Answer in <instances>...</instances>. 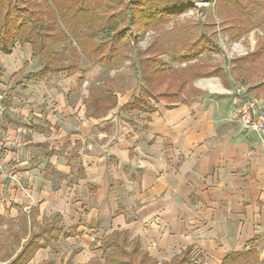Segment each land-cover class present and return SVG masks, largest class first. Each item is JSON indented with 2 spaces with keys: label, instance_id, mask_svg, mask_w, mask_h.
Wrapping results in <instances>:
<instances>
[{
  "label": "crops",
  "instance_id": "0c3cea01",
  "mask_svg": "<svg viewBox=\"0 0 264 264\" xmlns=\"http://www.w3.org/2000/svg\"><path fill=\"white\" fill-rule=\"evenodd\" d=\"M12 51L0 57V225L26 219L28 228L14 255L56 222L73 233L59 239L88 245L119 232L150 264H221L251 247L264 258V135H238L225 120L238 83L224 70L226 83L191 80L140 109L130 106L142 89L112 91L116 103L102 112L79 87V69L29 81L40 66L23 64L37 59L28 45Z\"/></svg>",
  "mask_w": 264,
  "mask_h": 264
},
{
  "label": "trees",
  "instance_id": "16d2710c",
  "mask_svg": "<svg viewBox=\"0 0 264 264\" xmlns=\"http://www.w3.org/2000/svg\"><path fill=\"white\" fill-rule=\"evenodd\" d=\"M248 1L253 6L260 3L258 0ZM198 2H214L217 5L219 12L225 16V23L229 24L225 30L231 32L228 33V40L240 39L258 25L252 22L253 14L248 11L247 5L242 7V0H0V55L7 56L16 46L28 45L32 59L40 61V67L27 74L26 80L33 82L52 74H72L84 62L111 67L118 60L128 59V52L135 51L136 46L133 45L138 39L131 35L133 28L160 31L163 24L179 17ZM258 6L264 12V3ZM243 10L246 14L242 13ZM258 22L259 25L264 24V13ZM259 40V47L246 53L242 57L244 60L260 63L264 59V38ZM204 42L202 50L210 51L214 45L207 39ZM174 60L177 61L176 68H162L159 66L162 62L157 57L143 58L144 67L140 75L145 86L141 97L130 108L135 106L140 109L147 98H171L183 91L191 80L201 77L218 76L226 83V74L219 65L194 63V53L184 57L177 55ZM259 88L263 90L264 83ZM115 103L116 96L111 91L90 101L96 111L102 112L113 109ZM23 221L26 222V219ZM59 234L65 238L73 235L56 222L46 224L36 232L31 231L21 249L14 257L8 255L5 264H28L38 250L56 243ZM119 237L120 233L114 232L102 239L100 248L106 254L103 264H150L147 254L138 250L137 243L128 250L127 241L117 240ZM257 260L258 253L251 247L247 251L227 255L221 264H255ZM184 262L180 260L178 264ZM42 264L54 262L49 259ZM89 264L101 263L91 259ZM152 264L156 263L153 261Z\"/></svg>",
  "mask_w": 264,
  "mask_h": 264
},
{
  "label": "rangeland",
  "instance_id": "374dc122",
  "mask_svg": "<svg viewBox=\"0 0 264 264\" xmlns=\"http://www.w3.org/2000/svg\"><path fill=\"white\" fill-rule=\"evenodd\" d=\"M258 2L264 3L261 0ZM260 3L253 6L248 0H242V7L247 5L248 11L253 14L252 22L258 25L235 41L228 40L230 30L227 32L225 30L228 29L229 24L225 23V16L219 12L214 2H198L179 17L163 24L160 31L135 27L131 30V35L137 36L138 40L133 45L136 46L135 51L128 52V59L118 60L111 67L84 62L76 72L77 78H80L79 87L84 88L87 96H89L88 91L98 97H102L106 91H114L117 97H124L135 87L140 91L145 86L143 76L140 75L144 67L142 61L144 57H157L162 62L159 65L162 68H176L177 61L174 59L177 55L184 57L194 53V63L217 64L227 73L230 83L236 82L250 94L260 99L264 98V89L259 88L264 83V59L260 63H253L242 58L246 53L254 52L261 43L260 37L264 38V24L259 25L258 22L259 17L264 13L258 6ZM242 13L246 14L244 10ZM242 13L240 12L239 15ZM206 39L214 45L210 51L202 50ZM21 51L25 52L22 49ZM0 57L3 59L2 55ZM26 57L24 53V59ZM23 65L26 70H35L40 66V61L37 59L31 62L30 66L28 62ZM10 83L15 85L16 81ZM165 86L166 84L162 89ZM4 215L10 220L16 218H10L9 214ZM39 227L33 226L36 230ZM27 232L28 228L22 220L4 221L0 225V264L8 262V255L14 256L17 248L21 246L20 237L27 235ZM81 240L80 237L60 238L57 244L39 251L44 254L42 259L38 260L35 255L28 264H39L46 259H53L54 264H89L90 259H97L103 263L106 254L102 253L101 245L95 243L88 245ZM255 264H264V258L259 259Z\"/></svg>",
  "mask_w": 264,
  "mask_h": 264
},
{
  "label": "built area",
  "instance_id": "2783aa9c",
  "mask_svg": "<svg viewBox=\"0 0 264 264\" xmlns=\"http://www.w3.org/2000/svg\"><path fill=\"white\" fill-rule=\"evenodd\" d=\"M230 98V110L225 120L236 126L238 135H264V102L250 94L244 87L234 85ZM4 96L0 94V121L4 116Z\"/></svg>",
  "mask_w": 264,
  "mask_h": 264
}]
</instances>
